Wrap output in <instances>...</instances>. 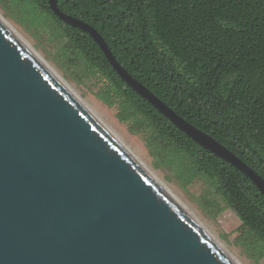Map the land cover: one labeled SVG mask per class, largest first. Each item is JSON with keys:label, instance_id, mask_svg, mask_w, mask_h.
<instances>
[{"label": "water", "instance_id": "95a60500", "mask_svg": "<svg viewBox=\"0 0 264 264\" xmlns=\"http://www.w3.org/2000/svg\"><path fill=\"white\" fill-rule=\"evenodd\" d=\"M58 1L51 11L87 33L127 86L264 196L261 175L133 77ZM0 264H234L1 20Z\"/></svg>", "mask_w": 264, "mask_h": 264}, {"label": "trees", "instance_id": "16d2710c", "mask_svg": "<svg viewBox=\"0 0 264 264\" xmlns=\"http://www.w3.org/2000/svg\"><path fill=\"white\" fill-rule=\"evenodd\" d=\"M21 2L63 44L62 56L75 64L72 75L103 82L101 98L144 136L158 166L173 164L190 182H202L204 200L225 199L247 232L246 245L264 249V196L247 176L127 86L95 41L64 24L49 0ZM58 5L93 26L133 77L264 178V0H59Z\"/></svg>", "mask_w": 264, "mask_h": 264}, {"label": "rangeland", "instance_id": "374dc122", "mask_svg": "<svg viewBox=\"0 0 264 264\" xmlns=\"http://www.w3.org/2000/svg\"><path fill=\"white\" fill-rule=\"evenodd\" d=\"M0 14L241 264H264V249H251L246 245L247 232L242 231L240 219L226 200L220 196L204 200L202 182H190L173 164L158 166L149 153L144 136L133 132L129 123L120 121L118 110L101 98L103 82L97 77L79 75L76 78L72 75L75 64L62 56L63 44L26 11L21 0H0Z\"/></svg>", "mask_w": 264, "mask_h": 264}, {"label": "bare ground", "instance_id": "6f19581e", "mask_svg": "<svg viewBox=\"0 0 264 264\" xmlns=\"http://www.w3.org/2000/svg\"><path fill=\"white\" fill-rule=\"evenodd\" d=\"M1 22L14 33V35L103 123V125L120 141V143L128 149V151L138 160V162L181 204L186 213L195 221V223L213 240L218 246L231 258L234 264H241L226 248L225 246L207 229V227L200 221V219L193 214L192 211L179 200L174 193L150 170L144 163H142L130 149L120 140V138L99 118V116L79 97V95L69 86V84L31 47V45L24 40L13 27L0 14Z\"/></svg>", "mask_w": 264, "mask_h": 264}]
</instances>
